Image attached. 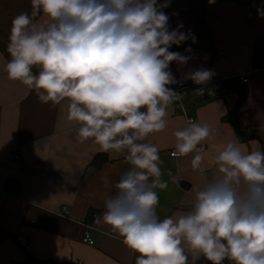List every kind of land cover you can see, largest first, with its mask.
<instances>
[{
	"label": "clouds",
	"instance_id": "1",
	"mask_svg": "<svg viewBox=\"0 0 264 264\" xmlns=\"http://www.w3.org/2000/svg\"><path fill=\"white\" fill-rule=\"evenodd\" d=\"M31 12L12 20L5 65L10 80L34 91L39 102L64 107L79 125L76 139L88 140L131 165L104 201L102 218L137 253L135 264H264V151L226 144L212 158L215 174L201 168V142L213 136L208 124L189 120L176 138L173 156L195 153L191 161L204 182L191 208L160 219L157 188L159 149L147 142L166 129L168 109L184 94L170 65L190 56L170 51L196 37L170 17L158 0H30ZM209 4L215 0H208ZM264 17V4L257 9ZM191 52V48L185 49ZM214 72L197 68L182 75L206 85ZM211 95V90H207ZM206 89L193 92L204 96ZM181 107L183 105L181 104Z\"/></svg>",
	"mask_w": 264,
	"mask_h": 264
},
{
	"label": "crops",
	"instance_id": "2",
	"mask_svg": "<svg viewBox=\"0 0 264 264\" xmlns=\"http://www.w3.org/2000/svg\"><path fill=\"white\" fill-rule=\"evenodd\" d=\"M203 2L202 12L199 2ZM170 29L182 24V32L191 31V39L170 51L191 57L186 65L172 62L170 69L178 81L190 69H210L214 75L203 85L204 96L189 91L182 101L168 109V125L147 138L158 147L162 163L160 179L166 189L157 188V214L162 220L191 208L204 177L193 169L195 153L177 158L174 133L182 130L187 119L208 124L213 136L202 141L201 168L206 176L215 174L212 158L227 143L237 141L246 152L264 151V68L253 67L254 45L264 42V17L257 9L264 0H162ZM31 12L30 0H0V264H135L137 253L123 238L103 223H96L104 211V201L115 193L114 185L131 165L122 154L101 152L92 140L76 139L77 125L67 118L64 107L39 102L34 91L19 81L10 80L5 65L13 18ZM191 48V52L185 49ZM248 79L241 82V77ZM213 81L222 87L235 82L247 91L237 107V89L215 91ZM233 84V83H231ZM207 90H211L209 95ZM236 108V110H235ZM235 111L241 131L250 137L240 141L228 119ZM91 227L94 246L82 240ZM22 234L32 243L30 252L16 242ZM196 264H211L203 257ZM224 264H230L228 260Z\"/></svg>",
	"mask_w": 264,
	"mask_h": 264
},
{
	"label": "built area",
	"instance_id": "3",
	"mask_svg": "<svg viewBox=\"0 0 264 264\" xmlns=\"http://www.w3.org/2000/svg\"><path fill=\"white\" fill-rule=\"evenodd\" d=\"M241 82L245 84L248 82V79L246 77L242 76ZM212 84H213V89L215 91H219L221 89V85L218 81H213ZM169 87L173 88L175 91H178V92H181L182 94H184V98H183V100H184L188 96L189 91L191 89H197V88L202 87V86L194 84L191 80H186V81H180L174 85H170ZM205 94H206V92H205ZM182 101H178L180 106H181V104L183 105ZM181 110H182V113L184 115L187 114V109L184 106L181 107ZM189 120L195 121L194 118H192V117L187 119V121H189ZM173 152L170 153L171 157H175V158L179 157V156H173L172 155ZM91 231H92L91 227H87L83 232L82 240L84 243L88 244L89 246H94L95 240L92 237ZM111 233H114V230H111ZM15 239H16V242L18 243V245L24 251H26V252L31 251L32 243L25 236H23L22 234H17Z\"/></svg>",
	"mask_w": 264,
	"mask_h": 264
},
{
	"label": "trees",
	"instance_id": "4",
	"mask_svg": "<svg viewBox=\"0 0 264 264\" xmlns=\"http://www.w3.org/2000/svg\"><path fill=\"white\" fill-rule=\"evenodd\" d=\"M158 1H162V0H158ZM215 1H221V0H215ZM202 9H203V2L200 1L199 2V11L202 12ZM253 67L255 69L264 68V42H258V43H255V45H254ZM231 83H233V84H231ZM231 83L229 84V82H224L222 87H221V91H226L227 89H233V88L237 89L240 92L237 107H236V108H238L243 103V101L246 97L247 91L245 89H242L235 82H231ZM236 108H235V110H236ZM228 119L232 122L239 140L243 141V142L248 141L250 139V137L245 136L243 134V132L241 131L240 126L238 124V121L235 117V111L230 113V116L228 117Z\"/></svg>",
	"mask_w": 264,
	"mask_h": 264
}]
</instances>
